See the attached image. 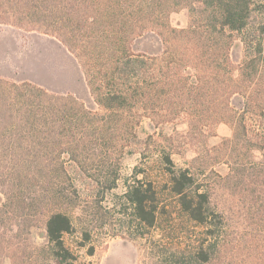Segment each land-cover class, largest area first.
I'll list each match as a JSON object with an SVG mask.
<instances>
[{"label": "trees", "instance_id": "trees-1", "mask_svg": "<svg viewBox=\"0 0 264 264\" xmlns=\"http://www.w3.org/2000/svg\"><path fill=\"white\" fill-rule=\"evenodd\" d=\"M182 5L189 8L190 23L186 29H176L168 16ZM8 18L15 22L29 19L27 25L20 26L51 36L75 58L99 110L85 108L72 94L42 89L31 98L37 100L36 110L46 111L32 110V102L0 109V117L14 112L22 115L14 126L19 134L7 147L13 150L18 167L0 169V264H5V259L9 264H76L63 240L73 230L66 207L75 203L64 187L67 173L61 157L66 154L75 160L77 150L71 147L75 135L79 141L95 138L100 133L97 125L104 128L113 122L119 134L132 131L140 119L142 87H150L152 82L159 87L158 93L186 87V69L194 73V99L188 106L187 94L179 92L180 111L188 114L196 110L197 116L210 112L214 123L231 124L232 138L227 143L235 144L232 149L237 156L238 139H245V169L230 166L234 173L230 177L247 184L252 196L261 191L259 200L251 204L259 212L264 231V153L257 161L252 155L253 150L264 151V141L262 136L249 138L244 118L247 113L259 118L264 114V23H257L264 19V1L0 0V20ZM249 31L257 33L253 45L244 37L238 39ZM147 37L154 38L155 45L147 42ZM231 48L250 49L251 55L233 62ZM41 95L47 98L44 107ZM233 101L242 103L241 113ZM38 116L42 118L38 120ZM4 129L0 118V146L5 142ZM5 149L0 148V160ZM159 155L180 209L201 229L188 252L176 255L171 263L233 264L230 256L236 245L222 216L211 207L208 190L189 169L174 170L170 154L161 151ZM123 198L137 224L146 231L152 229L157 212L152 183L135 180ZM33 227L43 229L44 245H30L28 235ZM255 238L248 237L244 246H238L243 264L252 251L264 257V244Z\"/></svg>", "mask_w": 264, "mask_h": 264}, {"label": "rangeland", "instance_id": "rangeland-1", "mask_svg": "<svg viewBox=\"0 0 264 264\" xmlns=\"http://www.w3.org/2000/svg\"><path fill=\"white\" fill-rule=\"evenodd\" d=\"M28 22L29 19L0 20V109L32 102L34 108H31L36 110L34 102L37 100L31 96L42 89L47 93L72 94L85 108L99 110L75 58L51 36L20 26ZM168 22L173 28L186 29L190 23L189 8L177 6L169 13ZM259 22L264 23V19ZM255 34L249 31L234 39L244 37L249 45L256 42ZM146 40L155 45L154 38ZM250 51L231 48L229 56L237 63L249 57ZM160 60L153 67H159ZM183 73L187 76L184 79L186 87H171L163 93H158L159 87H154L152 82V86L142 87L138 98L142 101L138 110L140 119L132 131L119 134L113 122L104 128L97 125L100 133L95 138L79 141L75 135L74 144H71L77 150L75 160L66 154L61 157L67 173L64 187L75 203L66 207L73 230L65 234L63 240L75 256L76 264H173L176 255L188 252L201 229L180 209L159 155L161 151L170 154L174 170L189 169L201 187L208 190L211 207L222 216L226 232L236 245V251L230 256L233 264H243L237 254L238 246H244L248 237L254 236L258 243L264 244V231L257 217L259 212L251 204L259 200L261 191L257 190L252 196L247 184L230 177L234 176L230 166L245 169V139H238L240 153L237 156L232 149L235 144L227 143L232 138L231 124L214 123L210 112L197 116L196 110L188 114L180 111L178 93L185 91L187 104L192 106L194 96L191 92L195 91L192 87L194 73L189 69ZM40 97L44 107L47 98ZM203 101L204 105L208 103ZM233 105L238 113L242 112L241 102L233 101ZM0 118L5 125V142L0 148L6 147L3 154L1 152L0 169L18 167L13 161V150L7 147L13 145L19 134L14 126L22 120V115L14 112ZM41 118L38 116V120ZM244 118L249 124V138L262 136L264 141V114L259 118L247 113ZM38 124L39 121L32 127ZM263 153L253 150V159H262ZM135 180L151 182L156 192V221L149 231L137 224L123 198L128 185ZM28 238L32 247L45 244L42 228L33 227ZM254 253H249L245 264H264V257ZM3 262L9 264L7 259Z\"/></svg>", "mask_w": 264, "mask_h": 264}]
</instances>
